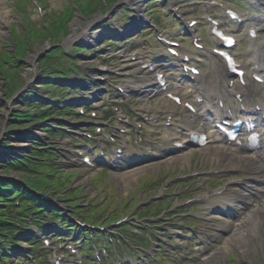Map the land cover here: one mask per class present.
I'll return each instance as SVG.
<instances>
[{"label":"rangeland","instance_id":"rangeland-1","mask_svg":"<svg viewBox=\"0 0 264 264\" xmlns=\"http://www.w3.org/2000/svg\"><path fill=\"white\" fill-rule=\"evenodd\" d=\"M52 3V6H55L56 8H61L62 5L66 2V0H47V2ZM237 5L240 8H244L245 12L248 13V8L247 6L250 7L249 4H244L243 0H236ZM245 1V0H244ZM2 2H4L7 7H8V1L7 0H2ZM145 4V6L149 7V8H153V7H157L158 11L161 15L160 18L153 16L152 18V25L149 26H143V27H138L136 28H129L128 31L122 35V36H117V37H113L112 36V40L113 41H118V39H123L125 36H127L128 34L131 33H138V34H142V35H146L149 37V41L153 47V56L155 57V59H157L156 54L158 52V50L160 49V47L158 46V44L155 41L154 38V31L156 26H161L164 27V29H166L167 31H169V33L178 39H185L188 40L190 39V36H188L185 33V30L183 28V24H181L177 19L174 18V16L172 14H166L165 12H163V8L159 3V0H148V1H142L141 5ZM130 6V5H129ZM126 3L123 2V0H119L118 2H116L115 4H113L110 8H108L104 13L102 14H93V15H82V14H76V16L74 17V19L70 22L69 24V30L67 34H64L63 36H61L60 38V46L63 49L64 52V61L63 64L66 63H70L72 64L74 67L78 65L82 64H86L84 68H80V72H77L74 68L70 69L69 67H67V73L65 75H58L56 73H51L49 72L48 75L50 76V79L52 81H56L57 82V86L59 88H64L66 87V90L64 92L63 98H61L59 92H55L53 91V89L51 88H43L41 85L42 82H40V80L42 79V65L40 64V58L41 56L47 51V49L49 48L51 42L46 41V42H38L36 44L33 45L32 50L29 51V53H27V55L25 56L24 60H23V64H22V69L19 71L18 74V80L17 82H19V80H23L24 81V86L21 89H17L16 91H14L13 95L9 98L6 96V88L7 86L4 84L5 79L2 77V75L0 74V128H2L3 126H9L11 124H14L15 127L10 129L11 131H13V133L7 132L5 134H3L2 132L0 133V152L4 151V150H11L12 145H14V143L12 142H16V141H26L28 142L27 144V150H30L31 147V143L35 142L36 140H39L40 142H44L45 141V137H46V133L40 131L39 129L41 128L39 126V124H30L27 125L26 122H16V121H12L11 120V113L15 110V109H19L22 108L21 105L25 102L24 99H26V101L30 104V106H34L37 102L35 100L34 97H36V94H41L42 92L46 91L48 93V95L50 96V100L49 103H54L55 101V97H60V101L61 102H65L68 101L70 99H74V98H82V96L88 92H90V90H95L98 89L99 91H103L102 93H108L111 92L108 89V84L107 83H92V79L88 78L85 75V72L94 69L96 66V63L88 58L82 56L83 52H78V53H74L75 49H77L80 46H87L90 45V48H92L94 46V48L96 49L97 46L96 44H98L101 40L105 41V40H110L109 38L111 36H109L110 34V29H121L124 26L129 25V23L131 22V17L125 16V14H123L126 10V8L129 7ZM242 6V7H241ZM251 8V7H250ZM10 9V7H9ZM252 9V8H251ZM3 14H1L3 16V22L7 25L4 28H0V47L1 48H9V44L11 42V37H10V33L12 32L13 27H21V24L23 22V15L21 14H8V12L6 11V9L4 8L3 10ZM5 11V12H4ZM135 14H130V16H133ZM245 16L246 19L249 20V14H243ZM30 16L31 19L34 20H38V15L35 13L34 9H31L30 12ZM96 16H100L101 20L97 23H92L90 24L88 27H86V29L83 32V27L86 26V24L90 23V21L96 17ZM39 22V20H38ZM9 23H11L12 25L9 26ZM260 28L264 29V22L259 23ZM154 26V27H153ZM207 31L206 26L201 30V32L205 33ZM101 32L100 35H97V39H95L94 41H89L88 38H90L92 35H94L95 33ZM75 33V35H77V39H75L74 41H69L70 36ZM128 38V37H127ZM129 39V38H128ZM206 41L207 43H209L210 38L208 36H206ZM246 47V45L244 43H241L240 46L238 47V49H236V54H238L239 52L242 51V49H244ZM0 48V49H1ZM38 48H42V50L40 52H38ZM38 52V53H37ZM93 50L87 49L86 50V54L88 56H91L93 54ZM37 53L36 58H35V68L33 70L31 64L29 63V58L33 55ZM83 59H86L83 61ZM248 60V59H246ZM245 60V61H246ZM171 62V61H170ZM172 63V62H171ZM158 64L164 68V70L166 71L168 77L170 78L171 82L173 83V86L180 90L186 97L192 99L193 95H194V91L195 88L188 82L186 81L183 76L180 75L179 73V68L177 67H173V66H169L167 67V62L162 63V62H158ZM171 65V64H170ZM203 69L205 70V67H203ZM143 76L145 77V81L149 80V78H151V74L148 73H144ZM99 79V76H97V80ZM106 82V81H105ZM19 85V83H18ZM108 90V91H107ZM32 91V92H31ZM67 91L69 93H67ZM101 94H97V96H101ZM25 108V107H23ZM24 127V128H23ZM9 130V131H10ZM7 135L11 138L8 139ZM13 138V139H12ZM24 151V150H23ZM22 151H19V153ZM187 152V150H181L180 152H178V154H185ZM141 152H138V155H140ZM173 156V155H172ZM3 159L6 160H10L11 158H13L12 156H1ZM97 166H105L106 163L98 160L96 161ZM186 166V165H185ZM164 167L167 168V170H165V176H167L169 173L172 172V170H174L176 168V170H180L182 172H184V164H164ZM68 170L70 173H73L75 175L74 179H75V183H85V175L83 173H81V171L79 169L76 168H68L66 169ZM99 175L101 176H108L109 177V173L107 171H103L102 169L99 170ZM6 177L8 179H11L13 181H23L24 185L27 182V179H24V176L20 173H17L13 170H9L6 173ZM104 184V186L107 185H111V184H116V193L118 192H122V193H126L127 191L131 190V187L134 185L135 182H130L127 184H121L113 181L112 179L108 180H101ZM88 187L84 188V192L85 193H90V195L92 196L93 194L99 192V196H102L103 194L106 193V188L101 187V188H96V187H92L93 183H87L86 184ZM129 186V188L127 189V187ZM103 190V191H102ZM158 192V191H157ZM78 193V191L76 192ZM257 201V198H255ZM237 220L238 218L235 217L234 215H230L229 217L225 218V222L224 223H220V224H227V223H231L232 225H236L237 224ZM178 222V221H176ZM194 228V227H193ZM264 241V239H263ZM262 241V242H263ZM131 250L134 251L135 246L132 244L131 245ZM11 248V246L9 247ZM262 248L264 249V244L262 245L261 248H256L255 246L252 245L251 249H248V253H244V254H240L238 249H232L230 250L228 253L229 256H232L233 258L236 259L237 264H247L246 260H250V262L252 264H264V259L262 256ZM194 253L192 252V259L194 257ZM133 258H135V256H132ZM218 264H226V259H225V255L223 257H218ZM190 264H200V261L197 260L194 263H190ZM232 264H235L234 262Z\"/></svg>","mask_w":264,"mask_h":264},{"label":"bare ground","instance_id":"bare-ground-1","mask_svg":"<svg viewBox=\"0 0 264 264\" xmlns=\"http://www.w3.org/2000/svg\"><path fill=\"white\" fill-rule=\"evenodd\" d=\"M129 1V0H128ZM132 1H137V0H132ZM252 4H257L259 7H264V0H251ZM0 10H2V3L0 2ZM257 18V17H254ZM264 16L261 15L258 17L256 20H263ZM3 16L0 13V28L5 27V23L3 22ZM101 20L100 16H96L93 18L92 23L99 22ZM133 26V25H132ZM85 28V27H84ZM83 28V29H84ZM123 30H127L126 27L122 28ZM99 34V33H98ZM77 35L74 33L70 36L69 41H73ZM97 35L92 36L90 39H95ZM41 49V48H39ZM38 49V50H39ZM161 55V53H160ZM242 55H250L251 62L252 61H257L261 60L263 61L264 59V41L256 46H252L242 52ZM34 56H31L29 58V63L31 64L32 68L35 67L34 64ZM225 69L220 66L218 63H215L214 67H209V77L213 79L214 85H217L218 81H224L223 77L225 76L224 74ZM215 73L219 75V79L215 78ZM204 85H209L204 82ZM228 90H223L221 98H224L226 96H229V93L233 90H237V86L229 87L227 86ZM157 87L153 84V82H149L148 85L141 86L139 90H150L154 91L156 90ZM199 91H202L205 93L204 97V104L200 105L201 108V116L210 114L206 110L207 105H212L211 102L214 100L215 96H211L210 92L207 90L205 86L199 89ZM237 93L236 91H233ZM242 97L248 101L249 95L245 93V95H242ZM231 98V96H230ZM224 107H230L229 104H224ZM213 112L211 114L219 113L222 116H235L237 114H240L239 110L237 107H232L230 110L229 114L228 112L226 113L225 111H217L216 107L212 108ZM221 116V117H222ZM186 124H178L177 125V130L178 134H182L183 130L185 129ZM213 131H211L212 133ZM173 141H178V140H173ZM161 144H167L168 143H163L159 142ZM19 146H25V143L21 142ZM160 148H163V146H160ZM218 153L213 154V156H209L207 153H205V156L203 158V163L207 164L209 162L212 163V167L210 170L220 172L225 169H234L239 172V174H246V176H239L243 177L242 180L233 182L230 184V186H237L240 188L239 191H234L233 192L229 189H226L220 196H218L215 199V204L213 207L218 209L221 213H226L228 210H232L237 216H239L238 223L236 226H230V225H225L221 228H219V231H222L226 233L228 236L225 238L221 246L213 253L208 255L206 258L200 260V264H217L218 256L223 255L225 253H228L232 249H238L240 254H246L248 253V249H251L252 245H256L257 243H260L261 240L264 238V161H261V166L263 169L261 172H257L253 169H247L246 172L238 169L237 166L234 164V158H229L221 154L223 151L216 150ZM13 152L11 151H3V154H12ZM246 157L245 155L238 156V158H244ZM238 158L235 157V160ZM233 159V160H232ZM186 158L184 157H178L177 159L171 161L173 164H183L185 162ZM251 162V161H250ZM156 161L154 163L147 164L145 166L139 165L135 166V168L131 167H124L125 169L120 171L121 173L117 174L114 176V178L121 180L123 183L122 184H127L126 181L129 179L136 178L139 176L141 173L149 170H153L157 166H159ZM238 179V178H237ZM256 183H261V191H256L252 190L254 185ZM259 196V202L257 205H253L251 200H254L253 197ZM244 210H247V213L244 212ZM215 237V236H213ZM247 264H252L250 260H246Z\"/></svg>","mask_w":264,"mask_h":264},{"label":"trees","instance_id":"trees-1","mask_svg":"<svg viewBox=\"0 0 264 264\" xmlns=\"http://www.w3.org/2000/svg\"><path fill=\"white\" fill-rule=\"evenodd\" d=\"M69 16V14H66V17H68ZM64 23H61V22H56V21H54L53 23H52V27H53V29L54 30H58L59 28H60V26L61 25H63ZM59 51V49H56L55 51H53L51 54H50V56H55L56 54H57V52Z\"/></svg>","mask_w":264,"mask_h":264}]
</instances>
